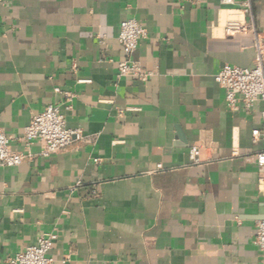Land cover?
<instances>
[{"label": "crops", "instance_id": "crops-1", "mask_svg": "<svg viewBox=\"0 0 264 264\" xmlns=\"http://www.w3.org/2000/svg\"><path fill=\"white\" fill-rule=\"evenodd\" d=\"M126 19L146 30L131 55L145 82L118 77ZM232 21L264 33V0H0V129L30 154L0 167V264L47 233L52 264H264L263 105L230 107L214 81L254 65ZM50 105L83 139L44 158L22 132Z\"/></svg>", "mask_w": 264, "mask_h": 264}, {"label": "built area", "instance_id": "built-area-1", "mask_svg": "<svg viewBox=\"0 0 264 264\" xmlns=\"http://www.w3.org/2000/svg\"><path fill=\"white\" fill-rule=\"evenodd\" d=\"M228 4L238 3L246 14L251 12V0H224ZM223 33L226 37L250 34L253 37L255 50L254 65L251 68H241L225 65L214 76V81L224 89L225 100L230 107H235L240 100L245 110H251L256 103L263 105L261 112V128L251 132V143L264 145V33L253 25L232 21L225 24ZM146 37V30L135 20L126 19L119 25L117 41L122 48V59L117 62L119 78H133L141 82L148 81L153 73L144 70L134 62L131 55L138 48L139 41ZM80 84L90 81L79 80ZM57 91V90H56ZM70 101V99H67ZM26 145L33 142L42 144L39 156L47 158L66 149L75 141L83 139L80 130L68 129L64 116L59 108L48 106L38 115L31 117L22 132ZM11 138L0 129V167H15L20 165L30 154L14 152L10 149ZM208 145L192 147L189 151L194 163L199 162L200 151ZM236 155V153H233ZM257 166L264 169V148L256 155ZM258 190L264 195V178L258 180ZM57 237L47 233L37 238L34 245L14 254L6 260L7 264H52L50 255ZM253 244L264 255V217L257 222Z\"/></svg>", "mask_w": 264, "mask_h": 264}, {"label": "water", "instance_id": "water-1", "mask_svg": "<svg viewBox=\"0 0 264 264\" xmlns=\"http://www.w3.org/2000/svg\"><path fill=\"white\" fill-rule=\"evenodd\" d=\"M263 216H264V211H261L258 219L261 220L263 218Z\"/></svg>", "mask_w": 264, "mask_h": 264}]
</instances>
